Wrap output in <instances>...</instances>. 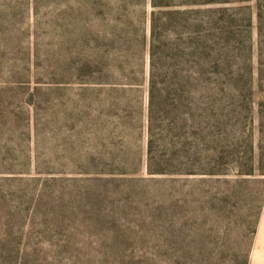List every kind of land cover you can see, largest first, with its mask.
I'll return each instance as SVG.
<instances>
[{"label": "rangeland", "instance_id": "obj_1", "mask_svg": "<svg viewBox=\"0 0 264 264\" xmlns=\"http://www.w3.org/2000/svg\"><path fill=\"white\" fill-rule=\"evenodd\" d=\"M188 1L0 0V264H253L264 0ZM187 10L212 17L206 89L188 121L160 114L151 174V18L168 57ZM115 34L143 43L142 85L81 88L93 53L108 77Z\"/></svg>", "mask_w": 264, "mask_h": 264}, {"label": "trees", "instance_id": "obj_2", "mask_svg": "<svg viewBox=\"0 0 264 264\" xmlns=\"http://www.w3.org/2000/svg\"><path fill=\"white\" fill-rule=\"evenodd\" d=\"M230 0H196L185 3L187 7H211L218 4L229 3ZM154 8L161 7L158 0H151ZM166 7H170L166 4ZM191 12L183 15L189 17L185 20L180 32L178 45L171 47V56L163 57L157 44V26L155 12L151 18V40L149 43L150 74L148 79L149 89V124L151 138L149 140V172L151 174H164L163 169H156L153 164L154 128L161 119L160 114H172L170 122H182L187 119L186 110L189 108L187 95L191 90L206 89L207 83V58L209 57L210 37L212 32V17L206 15L210 11L196 12L202 17H191ZM115 39L109 47L111 54L107 56L108 77H103L102 63L93 53L90 62L80 68L81 88H108L125 91L134 90L142 85L139 78L142 57L144 55L143 43L135 36L122 37L115 34ZM148 46V45H147ZM148 48V47H147ZM170 48V49H171ZM169 49V51H170ZM115 57V58H114ZM114 64V65H113ZM208 65V63H207ZM170 119V118H169ZM166 118V120H169Z\"/></svg>", "mask_w": 264, "mask_h": 264}, {"label": "crops", "instance_id": "obj_3", "mask_svg": "<svg viewBox=\"0 0 264 264\" xmlns=\"http://www.w3.org/2000/svg\"><path fill=\"white\" fill-rule=\"evenodd\" d=\"M255 259L253 264H264V215L261 217L255 240Z\"/></svg>", "mask_w": 264, "mask_h": 264}]
</instances>
